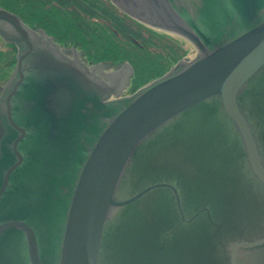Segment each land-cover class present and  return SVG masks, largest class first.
<instances>
[{
  "label": "water",
  "instance_id": "water-1",
  "mask_svg": "<svg viewBox=\"0 0 264 264\" xmlns=\"http://www.w3.org/2000/svg\"><path fill=\"white\" fill-rule=\"evenodd\" d=\"M112 1L195 57L120 97L0 7V264H264V0Z\"/></svg>",
  "mask_w": 264,
  "mask_h": 264
},
{
  "label": "trees",
  "instance_id": "trees-1",
  "mask_svg": "<svg viewBox=\"0 0 264 264\" xmlns=\"http://www.w3.org/2000/svg\"><path fill=\"white\" fill-rule=\"evenodd\" d=\"M0 7L24 23L30 16L40 18L50 35L70 29L91 63H128L132 92L164 75L187 54L171 35L136 22L109 0H0ZM15 54L16 47L0 37V69L15 64Z\"/></svg>",
  "mask_w": 264,
  "mask_h": 264
},
{
  "label": "rangeland",
  "instance_id": "rangeland-1",
  "mask_svg": "<svg viewBox=\"0 0 264 264\" xmlns=\"http://www.w3.org/2000/svg\"><path fill=\"white\" fill-rule=\"evenodd\" d=\"M109 2L111 3L110 0H109ZM111 5H112V3H111ZM53 11H56V10L53 9ZM44 15H46V14H44ZM30 19L25 22L29 27H31L33 29H37V30H39L38 28L42 29L44 31V33H46L48 36H51L52 39L54 41H56L61 48L67 49L68 51H72V48H74L76 51H78L79 57L87 65L90 66V65L98 64V62L97 63H91L90 61H88V59L85 55V51L81 48L79 41L77 40L75 35L70 31V29L67 28V31H69V33H62L58 29L57 30L58 34H56L58 36H54V35H50L49 33H47V31L42 27V20L40 18L30 16ZM59 24H60V21H59ZM59 24H58V26H59ZM61 26H62V28H64V24H61ZM152 30H154V29H152ZM155 31H157V30H155ZM157 32L163 33L162 31H157ZM163 34H165V33H163ZM70 35L73 36L74 41L70 38ZM167 35H171V34L167 33ZM171 36L173 38H175L177 41H179L183 45L184 49L186 50L187 54L184 58L187 57L190 59V58H193L195 56L196 50L190 43H188V41L184 40L183 38H181L179 36L173 35V34ZM99 63L105 64L104 68L106 70L117 71L123 66V64L125 62H122V61H104V62H99ZM13 68H14V64L11 66H7V67L0 69V90L3 87V85L5 84V82L9 79L10 75L12 74ZM132 87H133V85L129 83V85L126 87V89L124 91L125 92L124 94L127 95V94L132 93Z\"/></svg>",
  "mask_w": 264,
  "mask_h": 264
},
{
  "label": "flooded vegetation",
  "instance_id": "flooded-vegetation-1",
  "mask_svg": "<svg viewBox=\"0 0 264 264\" xmlns=\"http://www.w3.org/2000/svg\"><path fill=\"white\" fill-rule=\"evenodd\" d=\"M116 2L124 9L130 11V12H133L135 14H139L138 10H137V6L135 5L134 1L133 0H116ZM61 50L63 51V53L70 57V58H78L80 59V57H78L77 53L75 51H68L67 49H64V48H61ZM81 60V59H80ZM82 61V60H81ZM123 67V66H122ZM95 74L97 75H100L101 78L107 82V83H110V80L109 78H107L104 74H107V73H111V72H114L113 70H106L102 65H96V66H93V68H91ZM123 69V68H122ZM125 92L123 91L122 94L120 95L121 97L126 95L124 94ZM114 97L111 96V99H113Z\"/></svg>",
  "mask_w": 264,
  "mask_h": 264
}]
</instances>
